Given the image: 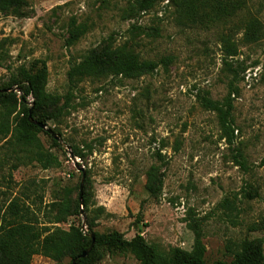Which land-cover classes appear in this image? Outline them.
Listing matches in <instances>:
<instances>
[{"label":"rangeland","instance_id":"obj_1","mask_svg":"<svg viewBox=\"0 0 264 264\" xmlns=\"http://www.w3.org/2000/svg\"><path fill=\"white\" fill-rule=\"evenodd\" d=\"M27 6L0 12V43L6 55L0 86L18 69L46 63L47 90L72 93L69 112L49 127L83 159L71 158L44 133V148L61 167L43 169L33 163L0 171V226L14 199L36 203L39 222L48 225L49 204L71 188L77 200L82 171L89 178L90 212L58 224L68 230L95 217L94 231H118L128 240L142 234L164 250L190 251L200 224L208 263L230 260L229 243L259 239L264 248V36L244 38V22L257 18L264 30V0H246L233 23L211 28L182 22L168 0L141 15L130 11L135 0H26ZM85 24L87 33L66 46L69 23ZM236 55L229 54L228 44ZM126 47L133 55L119 64L122 72L135 57L160 63L139 78L86 80L70 90L68 72L92 49ZM226 62L230 64L227 67ZM233 99V143L223 138L217 114L198 100L206 95ZM3 142H0V147ZM3 150L0 149V153ZM161 155V156H159ZM241 155L245 165H238ZM159 166L164 184L152 198L145 190L146 172ZM229 199L232 204L223 203ZM35 208V206H32ZM31 264H71L34 256ZM98 264H138L130 254H107Z\"/></svg>","mask_w":264,"mask_h":264},{"label":"trees","instance_id":"obj_2","mask_svg":"<svg viewBox=\"0 0 264 264\" xmlns=\"http://www.w3.org/2000/svg\"><path fill=\"white\" fill-rule=\"evenodd\" d=\"M162 0H135L131 6L132 16L141 15L154 8ZM181 18L189 26L211 28L218 25L233 23L242 9L246 0H168ZM27 6L26 0H0V12L16 10ZM75 20L69 23V37L66 46L76 44L88 31L85 24H76ZM244 38L249 43H255L263 38L264 30L260 21L251 17L244 22ZM229 54L236 55L230 43ZM6 55L3 42L0 43V65ZM133 53L126 47H113L103 45L90 50L78 63H73L68 72L70 90L76 89L86 80H101L109 77H122L127 79L139 78L154 73L158 64L166 66L171 60L164 58L160 63L141 59L136 56L132 66L120 72L119 64L131 57ZM230 68V64L226 62ZM48 69L46 63L36 62L30 69L21 67L0 90L18 89L16 92L0 93V171L10 169L12 172L19 167L36 163L43 169L61 167V162L53 153L44 148L40 134L47 135L54 146L60 144L42 128L29 121V112L37 123L50 128L51 123H57L59 118L69 112V103L72 93L68 92L65 102L60 105L62 97L48 92ZM234 90L230 89L223 102L214 101L206 95H199L198 100L206 110L217 114L223 138L229 144L233 143V99ZM51 129V128H50ZM75 157L83 159V153L77 147H72ZM161 156V155H159ZM237 156L238 165L244 166L245 162ZM163 173L159 166L153 165L146 172L145 190L152 198H157L163 188ZM82 179V176H81ZM81 181V180H80ZM79 181V182H80ZM89 178L84 181L82 203L80 202V183L77 186L79 196L72 200L71 188H65L61 197L49 204L50 219L48 225L39 222L36 203H21L14 199L6 206L3 213V222L0 226V264H31L34 256L40 255L54 262H61L70 258L71 264H98L107 254H130L138 264H264L263 243L259 239H244L240 243H229L227 251L230 260H217L208 263L206 259V246L200 224L192 222L194 231V244L190 251L180 247L164 250L158 245L150 244L142 234H137L128 240L118 231L100 234L93 229L96 219L103 215L104 208L99 207L95 217H87V229L82 226L71 225L68 230L57 226L67 222L70 217H80L81 209L90 212L91 193ZM223 203L232 204L229 199ZM35 206L36 210L32 208ZM95 237V246L91 253L84 259L81 255L87 251L92 239Z\"/></svg>","mask_w":264,"mask_h":264},{"label":"water","instance_id":"obj_3","mask_svg":"<svg viewBox=\"0 0 264 264\" xmlns=\"http://www.w3.org/2000/svg\"><path fill=\"white\" fill-rule=\"evenodd\" d=\"M18 91V89H15V88H11L9 90H0V93H6V92H16ZM29 121L34 124V125H37L38 127L42 128L43 130H45L47 133H49L52 138L54 140H56V142H58L59 144L62 145V147L66 150V151H69L70 155H71V158L74 159L75 156L73 155V152L71 151V148L68 147L63 141L62 139V136L60 134H56L52 129L50 128H47L45 127L43 124H40V123H37L36 121H34L33 117H32V109H30V112H29ZM86 179V173L85 171H82V179H81V183H80V202L82 203V196H83V188H84V181ZM83 207L81 209V215L84 216V212H83ZM83 227H85V222H84V225ZM90 237L92 239V244L90 246V248L85 251L80 258L84 259L86 258L90 253L91 251L93 250L94 246H95V237L93 234H90ZM72 264H76V260L73 261Z\"/></svg>","mask_w":264,"mask_h":264}]
</instances>
